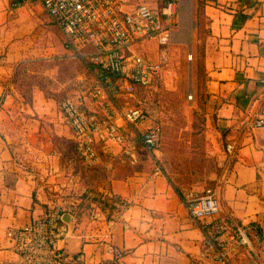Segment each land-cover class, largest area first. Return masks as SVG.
<instances>
[{
	"label": "crops",
	"instance_id": "crops-1",
	"mask_svg": "<svg viewBox=\"0 0 264 264\" xmlns=\"http://www.w3.org/2000/svg\"><path fill=\"white\" fill-rule=\"evenodd\" d=\"M202 11L207 31L197 77L206 94L218 162L225 144L238 139L219 186L220 214L256 221L264 232V125L251 127L255 116L264 115V0H203ZM50 26L61 32L35 0H0V264L17 258L8 229L47 209L41 188L51 181L128 202L111 214L96 202L77 211L73 230L62 242L68 264H190L203 239L201 221L183 201L191 188L157 171L143 147L138 165L129 164L114 145L102 164L85 166L59 104L54 105L45 88L32 85L27 90L17 83L22 67L44 65L50 52L69 50L62 32L57 50L49 46ZM175 36L184 41L181 25ZM85 108L96 110L98 101L86 100ZM258 249L264 264V241ZM233 260L248 264L250 258L239 253ZM197 264L215 263L200 259Z\"/></svg>",
	"mask_w": 264,
	"mask_h": 264
},
{
	"label": "built area",
	"instance_id": "built-area-1",
	"mask_svg": "<svg viewBox=\"0 0 264 264\" xmlns=\"http://www.w3.org/2000/svg\"><path fill=\"white\" fill-rule=\"evenodd\" d=\"M35 1L56 22L67 49L74 51L94 74L96 110L88 111L84 107L87 95H69L59 103L83 164L87 167L102 164L105 154L111 157L112 146L117 144L126 161L138 165L142 160L141 144L157 171L163 172L161 124L151 118L140 100L131 101L130 97L138 86L150 84L164 69L166 55L153 58L141 45L150 38L168 40L175 25L176 1L170 0L162 6L144 1L130 4V0ZM261 125H264V115L251 120V127ZM237 147V138L225 144L215 184L190 189L183 196L189 214L201 221L203 228L201 251L190 264H197L200 259L235 264L233 259L239 253L248 255V264H262L260 249L257 250L264 241L260 224L220 214L219 186L226 179ZM108 167H113L112 160ZM77 211L78 204L66 200L44 209L27 223L8 229L7 235L17 253L13 264H68L62 242L73 229L63 215L72 213L74 219Z\"/></svg>",
	"mask_w": 264,
	"mask_h": 264
},
{
	"label": "rangeland",
	"instance_id": "rangeland-1",
	"mask_svg": "<svg viewBox=\"0 0 264 264\" xmlns=\"http://www.w3.org/2000/svg\"><path fill=\"white\" fill-rule=\"evenodd\" d=\"M141 1L162 6L170 0H130V4ZM175 1V25L168 40L162 42L159 37L150 38L141 45V49L153 58L166 55L164 69L150 84L138 86L130 100H140L151 118L161 124L163 136L160 162L169 180L183 188L201 189L204 185L215 184L212 177L220 170L218 156L213 151L216 138L208 123L206 94L201 91L197 77L201 66L202 41L207 31L206 19L202 11L203 0H191L193 26L189 41L185 37L184 41L177 39L175 35L180 25V0ZM35 33L42 34V31L37 29ZM46 33L49 35V46L57 50V45L63 40L61 32L50 26ZM74 53L70 50L50 52L51 57L45 58L44 65L34 63L19 69L17 83L27 90L32 85L45 88L46 95L54 105H58L64 97L75 94L87 95V100L93 98L97 101L93 95V71ZM82 188L51 181L41 188V192L48 207L74 200L78 210H82L95 202L92 199L97 193Z\"/></svg>",
	"mask_w": 264,
	"mask_h": 264
},
{
	"label": "trees",
	"instance_id": "trees-1",
	"mask_svg": "<svg viewBox=\"0 0 264 264\" xmlns=\"http://www.w3.org/2000/svg\"><path fill=\"white\" fill-rule=\"evenodd\" d=\"M15 1L21 2L23 0H11L12 3H14ZM92 200L97 202V204L103 211H108L109 214L114 213L116 209L119 210L120 208L128 205V202L119 196H105L100 192H97L96 195L93 196ZM116 205H119V207L117 208Z\"/></svg>",
	"mask_w": 264,
	"mask_h": 264
},
{
	"label": "bare ground",
	"instance_id": "bare-ground-1",
	"mask_svg": "<svg viewBox=\"0 0 264 264\" xmlns=\"http://www.w3.org/2000/svg\"><path fill=\"white\" fill-rule=\"evenodd\" d=\"M180 25L181 32L186 41H189L191 27L193 26L191 19V0H180Z\"/></svg>",
	"mask_w": 264,
	"mask_h": 264
},
{
	"label": "water",
	"instance_id": "water-1",
	"mask_svg": "<svg viewBox=\"0 0 264 264\" xmlns=\"http://www.w3.org/2000/svg\"><path fill=\"white\" fill-rule=\"evenodd\" d=\"M63 218L72 223V229H73V227H74L73 226V224H74L73 214L72 213H65L63 215Z\"/></svg>",
	"mask_w": 264,
	"mask_h": 264
}]
</instances>
